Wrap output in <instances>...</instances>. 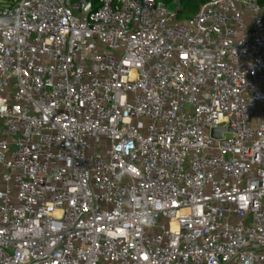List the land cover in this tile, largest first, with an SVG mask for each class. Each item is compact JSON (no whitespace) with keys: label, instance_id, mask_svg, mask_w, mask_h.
Here are the masks:
<instances>
[{"label":"built area","instance_id":"1","mask_svg":"<svg viewBox=\"0 0 264 264\" xmlns=\"http://www.w3.org/2000/svg\"><path fill=\"white\" fill-rule=\"evenodd\" d=\"M178 10L0 0V264H264V4Z\"/></svg>","mask_w":264,"mask_h":264},{"label":"trees","instance_id":"2","mask_svg":"<svg viewBox=\"0 0 264 264\" xmlns=\"http://www.w3.org/2000/svg\"><path fill=\"white\" fill-rule=\"evenodd\" d=\"M165 1L171 8L179 7V16L190 18L197 13L202 4L209 0H178L177 3H173L174 0ZM92 2L94 6L98 4V0H92ZM260 2L264 4V0H260Z\"/></svg>","mask_w":264,"mask_h":264},{"label":"water","instance_id":"3","mask_svg":"<svg viewBox=\"0 0 264 264\" xmlns=\"http://www.w3.org/2000/svg\"><path fill=\"white\" fill-rule=\"evenodd\" d=\"M90 11V7L87 8V12ZM222 129H219V130H213V135L216 136V137H220L221 133H222Z\"/></svg>","mask_w":264,"mask_h":264},{"label":"rangeland","instance_id":"4","mask_svg":"<svg viewBox=\"0 0 264 264\" xmlns=\"http://www.w3.org/2000/svg\"><path fill=\"white\" fill-rule=\"evenodd\" d=\"M76 1H79V0H76ZM88 1H92V0H88ZM173 3H174V2H173ZM179 18H181V19H185L186 17H182V16L180 15Z\"/></svg>","mask_w":264,"mask_h":264}]
</instances>
